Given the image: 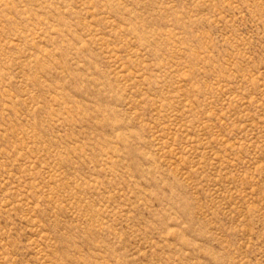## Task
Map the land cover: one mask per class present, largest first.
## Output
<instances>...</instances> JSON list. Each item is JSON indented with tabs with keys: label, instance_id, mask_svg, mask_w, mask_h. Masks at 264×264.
<instances>
[{
	"label": "rangeland",
	"instance_id": "374dc122",
	"mask_svg": "<svg viewBox=\"0 0 264 264\" xmlns=\"http://www.w3.org/2000/svg\"><path fill=\"white\" fill-rule=\"evenodd\" d=\"M0 264H264V0H0Z\"/></svg>",
	"mask_w": 264,
	"mask_h": 264
}]
</instances>
